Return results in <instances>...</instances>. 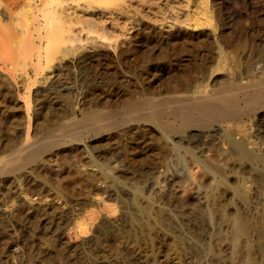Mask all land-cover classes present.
<instances>
[{
  "label": "rangeland",
  "instance_id": "obj_1",
  "mask_svg": "<svg viewBox=\"0 0 264 264\" xmlns=\"http://www.w3.org/2000/svg\"><path fill=\"white\" fill-rule=\"evenodd\" d=\"M176 1L62 0L86 32L37 78L61 74L76 90L73 116L67 94L40 100L27 146L22 102L0 94V160L41 150L0 175V264H264V112L239 102L238 120L174 140L147 117L172 97L191 104L212 79L264 77V0ZM15 75L20 85L24 71ZM2 78L0 68L6 92Z\"/></svg>",
  "mask_w": 264,
  "mask_h": 264
},
{
  "label": "bare ground",
  "instance_id": "obj_2",
  "mask_svg": "<svg viewBox=\"0 0 264 264\" xmlns=\"http://www.w3.org/2000/svg\"><path fill=\"white\" fill-rule=\"evenodd\" d=\"M97 1H101L107 4L108 1H112V0H97ZM155 1L158 2L160 0H155ZM183 2H184L183 0H177L176 1L177 4L172 2V5L176 4L177 6H182L180 4ZM176 5L175 7L177 8ZM183 5H185V3ZM125 6L122 7L123 9H121V13L123 12L122 10H124L123 13L127 11L128 8L126 7L127 8L126 9ZM175 7L170 8V9L168 8L169 10L168 9L166 10L167 15H169L168 17L169 19L172 18L175 20L178 17V15H180V13L182 14L181 12L182 10L180 9V13H179V8L178 10H175L176 9ZM186 7L187 5L184 7V10ZM124 8L126 9V11ZM189 8L190 7H187L186 9H189ZM71 13L64 11V8L62 6V0H0V68L1 70H3L4 77H5V78H2L3 79L2 81L6 82L8 86L7 91L6 92L0 91V94L2 95L3 93H5L4 96L7 95L8 97L12 98L13 105H16V104H19V102L20 103L22 102L21 104L24 107V113H25L24 116L26 117V121H27V129L25 132L27 146L32 145L31 144L32 141L29 142L30 136L32 135L31 133L33 132V129L30 127L31 119L43 111V108L41 107L37 108L38 102H40V100L43 101L46 98H50V96L52 95L59 97L61 95L67 94L68 96H71L70 98L71 106L66 112H64V115L73 116L74 111H75L74 105L76 103V97H77L75 94L76 90L74 91L72 87L62 82L61 80L62 78L60 76L61 74L59 76H54L46 84L42 83L45 81V80L42 81L43 78H37L38 75H40L45 68H50V64L53 62V60L57 58L58 54H61L63 56L69 55V54L74 55V53H76V51L78 50L77 48L78 46H76L75 48L73 44L80 39L79 34H81L82 32H86V29L85 31H82L81 29L84 30L83 27L81 29L74 28V24L77 23L78 17H75ZM188 17H189V14H188ZM185 18H187L186 15H184V19L182 18L183 20L181 22L184 23ZM180 19H181V16H180ZM178 21H179V18H178ZM177 26H179V24ZM177 29H180V28L178 27ZM211 31L209 33H211V36H212V33L214 32H211ZM52 42L54 43L51 44ZM49 44L52 45L51 46L52 49L50 48ZM54 44H56L55 46L56 48L54 47ZM61 45L63 48L60 47ZM22 49H24V51ZM20 54H22L24 57H20L21 56ZM20 58H22V60H20ZM17 68H21L24 71V78L22 79V82L20 83V85L16 81L15 71L17 70ZM260 76L256 78L255 80L252 79L253 81L251 79L246 81V84L243 83L244 85H242L241 82L237 83L235 80H231L232 82H230V84L225 85V83H220L219 87H214L215 80L212 79L211 82L207 85V86H210L209 90H201L197 93L198 95L196 94L197 96L195 97L190 96L191 98H193V102L191 104L188 103L187 100L189 99L187 97H186L187 99L186 103H183L184 101L182 102L181 101L182 99L180 100V98L172 97L169 99V105L166 108L162 107L163 108L162 110V108L160 107L161 109L158 108L157 110V108H155L154 106L155 109L154 108L153 109L157 111L156 112L153 111L155 113L152 114V116H150L151 114L149 115L146 114V115L149 118L151 117V120L149 119L148 120L154 127L160 130L163 136L167 135V136L173 137V140H174L190 130H194V129L195 130L196 129L208 130V129L214 128L215 126L221 125L224 121L238 120L243 115L242 113V115H240L239 118H237L236 115H238L240 112L239 113L237 112L238 114H235L236 113L235 108H238L240 106L239 102H242L245 105V106H242V108L244 107L245 109H248V111H254L255 114L256 112L263 113L264 112V77H262V75ZM38 80L40 81V83H42L41 85L39 84ZM47 80L48 78L46 79V81ZM236 90L237 91L243 90V91L241 92V95H238L239 93L237 94ZM15 96L17 97L15 98ZM144 100H141L138 103L139 106L144 103L143 102ZM152 101L150 100L149 102L155 105L154 104L155 102H152ZM189 102L191 101L189 100ZM135 104H133V106H135ZM144 106L142 105L141 107L144 108ZM129 107H132V106H129ZM129 107L127 108V111H126L127 113H129L128 112ZM141 107H139V109H141ZM134 109L138 110V108H135V107ZM237 111H239V109ZM248 111L246 110V112ZM96 113L94 114L97 116L98 113L97 114ZM104 113L110 114L108 112H104ZM89 114L92 115V113H89ZM131 114H127V115H131ZM100 116H103V115H100ZM84 117L87 118L89 116L88 115L86 116L84 114ZM142 120H143V117H142ZM66 122H68V120ZM77 123L81 125L79 120L77 121ZM77 123L73 118H71L69 119V122L67 123L68 125L67 127L74 128ZM237 124L238 123H236V125ZM236 125H235V128H236ZM114 126L112 125V127ZM53 132L54 131H52V135H53ZM78 135H75L76 137L73 140L80 142L81 140V139L79 140L80 135L79 136ZM227 137L229 138L228 139L229 144H231V146L235 150H237L238 153H240L241 157L245 159L248 155L246 156V152H245L246 150H245V147L242 141L235 139L231 134H227ZM171 142L175 143L174 141H171ZM49 143L52 144V142H49ZM35 145L36 144L34 143V146ZM48 146H50V144ZM38 152L34 148L24 154L22 153V150H18L14 153H11L7 158L1 159L0 160V175L3 173V171L8 166H10L9 169L11 170L13 169L11 168L13 166L21 167L22 165L25 164V162L33 161V159L37 157L36 154H38ZM250 156H253V155H250ZM250 156H249V159L250 158L252 159V157ZM245 225L247 224H244V222H242L241 220H237L236 222L237 229L243 234L247 233V231L245 232ZM85 240L86 239L82 238L83 242ZM175 244L177 245V248L179 249L182 248L180 243L177 242ZM251 261L252 263L255 262L253 260ZM251 261L248 262V264L249 263L252 264Z\"/></svg>",
  "mask_w": 264,
  "mask_h": 264
}]
</instances>
